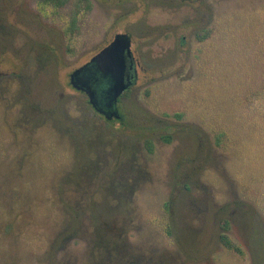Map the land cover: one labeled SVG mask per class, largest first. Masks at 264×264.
Returning a JSON list of instances; mask_svg holds the SVG:
<instances>
[{
	"label": "rangeland",
	"instance_id": "1",
	"mask_svg": "<svg viewBox=\"0 0 264 264\" xmlns=\"http://www.w3.org/2000/svg\"><path fill=\"white\" fill-rule=\"evenodd\" d=\"M39 2L0 0V264H264V0ZM116 33L106 119L69 73Z\"/></svg>",
	"mask_w": 264,
	"mask_h": 264
},
{
	"label": "water",
	"instance_id": "2",
	"mask_svg": "<svg viewBox=\"0 0 264 264\" xmlns=\"http://www.w3.org/2000/svg\"><path fill=\"white\" fill-rule=\"evenodd\" d=\"M130 42L128 34H114L109 43L69 73L70 85L83 92L94 110L106 119L120 118L118 97L135 82Z\"/></svg>",
	"mask_w": 264,
	"mask_h": 264
},
{
	"label": "trees",
	"instance_id": "3",
	"mask_svg": "<svg viewBox=\"0 0 264 264\" xmlns=\"http://www.w3.org/2000/svg\"><path fill=\"white\" fill-rule=\"evenodd\" d=\"M63 3H64V0H40V2L38 3V7H40V11H43V13H45L44 9H45L46 5H51L52 8H56V7L61 6ZM82 3H84L83 5L86 6L89 4V0H77L78 5H82ZM75 25H76V20H75V17L72 15L70 17V19L67 21L66 28L74 29ZM66 28H64L65 32L67 31ZM209 33H210L209 28H207V29L203 28V29L197 30L195 36L198 40H203L206 37H208ZM128 90L129 89H126L125 91H123L121 95L128 92ZM251 123H255V122L253 121ZM256 125L257 126L252 125V128H254V130H252V131H250V129L247 131V127H248L247 126L244 129V134H246V137L249 138L250 140H252L253 142L257 141V144L260 143V146L258 147V149L260 151L264 152V126H262L259 122H256ZM224 133H225L224 131H220L214 135V139H215L216 144H218L220 142ZM147 143H148L147 146L150 148V146H151L150 142L147 141ZM219 225H220V229H221V231L219 233L220 243L225 248H227L228 250L234 251L238 254H243L241 247L237 243L232 241L229 237V234H228L229 222H228V220L225 218L221 219Z\"/></svg>",
	"mask_w": 264,
	"mask_h": 264
},
{
	"label": "flooded vegetation",
	"instance_id": "4",
	"mask_svg": "<svg viewBox=\"0 0 264 264\" xmlns=\"http://www.w3.org/2000/svg\"><path fill=\"white\" fill-rule=\"evenodd\" d=\"M135 66H136V62H135ZM136 76H137V74H136ZM131 86H132V85H131ZM131 86H130V87H131ZM130 87H129V88H130ZM129 88H128V89H129Z\"/></svg>",
	"mask_w": 264,
	"mask_h": 264
}]
</instances>
